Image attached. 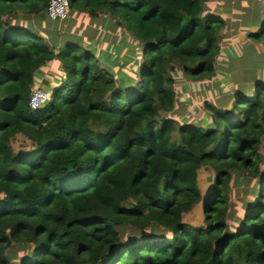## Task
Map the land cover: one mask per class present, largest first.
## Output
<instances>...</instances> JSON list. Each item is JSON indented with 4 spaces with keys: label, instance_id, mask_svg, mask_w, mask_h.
I'll return each instance as SVG.
<instances>
[{
    "label": "trees",
    "instance_id": "obj_1",
    "mask_svg": "<svg viewBox=\"0 0 264 264\" xmlns=\"http://www.w3.org/2000/svg\"><path fill=\"white\" fill-rule=\"evenodd\" d=\"M202 1L69 0L70 19L131 34L139 46L120 57L78 37L50 45L23 24L47 18L50 0H0V264H264V80L203 128L158 120L176 109V63L193 81L215 73L227 20ZM19 135L28 151L14 150ZM202 168L214 172L206 197ZM239 175L255 186L232 226ZM196 209L203 225H185Z\"/></svg>",
    "mask_w": 264,
    "mask_h": 264
},
{
    "label": "rangeland",
    "instance_id": "obj_2",
    "mask_svg": "<svg viewBox=\"0 0 264 264\" xmlns=\"http://www.w3.org/2000/svg\"><path fill=\"white\" fill-rule=\"evenodd\" d=\"M202 3L211 14L219 15L227 20V26L220 32L221 52L212 78L193 81L184 75L182 68L177 63L170 75L173 88L176 91V109L172 114L161 113L158 120L166 119L179 127L192 124L203 128L202 124L207 120V116H211L214 111L232 110L234 93L249 90L253 87L256 79L264 80V59L256 61L253 57L256 52L249 45L242 44V0H205ZM236 8L241 14L238 18H236L238 16L235 13ZM70 18L69 16L64 22H51L45 17H31L22 22L26 25L31 24L34 31L45 40H49L50 45H54L56 42L61 44V41L70 38V36L78 37L82 44L84 40L87 47L97 42L102 50H107L109 46H111V51L113 48H121L123 52L120 57L126 55L132 46L134 49L131 52L135 53L139 46L131 34L125 30L116 27L113 29V25H110L112 30H109L107 28L109 26L108 19L104 17L97 20L84 16ZM137 55L138 51L136 60ZM246 59L248 60L244 61ZM58 68L59 65L53 64L49 71L45 72L44 80L52 83L50 78L54 77L53 73ZM43 89L50 90L46 87ZM228 116L232 118V121L236 119L235 114H228ZM12 146L16 152L28 151L30 147L26 138L20 135L12 142ZM260 154L264 156V145ZM260 167L264 170V163ZM248 178L246 175L243 178L242 175L233 178L229 202L232 226L237 224L241 218L242 205L251 198L255 183ZM213 179L214 172L209 168H202L198 172V184L204 197L213 188ZM203 222L204 217L199 209L186 215L183 219L185 225L192 227L202 226Z\"/></svg>",
    "mask_w": 264,
    "mask_h": 264
},
{
    "label": "crops",
    "instance_id": "obj_3",
    "mask_svg": "<svg viewBox=\"0 0 264 264\" xmlns=\"http://www.w3.org/2000/svg\"><path fill=\"white\" fill-rule=\"evenodd\" d=\"M257 0H242V44L249 45L255 52L254 59H264V40L260 43H254L249 38V35L262 32L264 28V8L263 4H256ZM109 30H112L111 26H108ZM248 59L244 60L247 61ZM244 63V62H243ZM242 63V64H243Z\"/></svg>",
    "mask_w": 264,
    "mask_h": 264
},
{
    "label": "built area",
    "instance_id": "obj_4",
    "mask_svg": "<svg viewBox=\"0 0 264 264\" xmlns=\"http://www.w3.org/2000/svg\"><path fill=\"white\" fill-rule=\"evenodd\" d=\"M46 15L52 22L66 21L69 18V0H50ZM48 100L49 95L43 88L35 87L32 89L30 98L31 109H39Z\"/></svg>",
    "mask_w": 264,
    "mask_h": 264
},
{
    "label": "water",
    "instance_id": "obj_5",
    "mask_svg": "<svg viewBox=\"0 0 264 264\" xmlns=\"http://www.w3.org/2000/svg\"><path fill=\"white\" fill-rule=\"evenodd\" d=\"M42 83H43V86H45V87L49 86V81H47V80H43Z\"/></svg>",
    "mask_w": 264,
    "mask_h": 264
},
{
    "label": "clouds",
    "instance_id": "obj_6",
    "mask_svg": "<svg viewBox=\"0 0 264 264\" xmlns=\"http://www.w3.org/2000/svg\"><path fill=\"white\" fill-rule=\"evenodd\" d=\"M46 17H47V15H46ZM48 19V18H47ZM49 20V19H48ZM52 22V21H51ZM62 22V21H61ZM31 98V97H30Z\"/></svg>",
    "mask_w": 264,
    "mask_h": 264
}]
</instances>
